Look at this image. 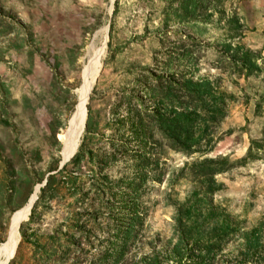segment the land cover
I'll return each instance as SVG.
<instances>
[{"label": "rangeland", "instance_id": "obj_1", "mask_svg": "<svg viewBox=\"0 0 264 264\" xmlns=\"http://www.w3.org/2000/svg\"><path fill=\"white\" fill-rule=\"evenodd\" d=\"M235 33L242 37L231 40ZM185 38L200 42L197 60H174L165 70L170 53L190 50ZM228 43L254 53L259 73L233 84L213 69V51ZM103 46L68 162L81 160L54 175L84 70ZM173 73L235 98L221 140L204 157L159 141L151 89ZM263 133L264 0H0V248L13 215L40 187L8 264H197L194 238L223 225L237 232L209 263L238 264L244 233L254 230L264 243V158L216 175L214 192L189 168L205 158L240 160ZM190 205L201 219L214 215L176 222ZM206 244L201 256L214 247Z\"/></svg>", "mask_w": 264, "mask_h": 264}, {"label": "trees", "instance_id": "obj_2", "mask_svg": "<svg viewBox=\"0 0 264 264\" xmlns=\"http://www.w3.org/2000/svg\"><path fill=\"white\" fill-rule=\"evenodd\" d=\"M235 21L234 15L227 20L228 25ZM241 33H235L231 40L240 39ZM189 42L190 50L170 53L168 59L163 66L165 70L174 60L196 61L195 54L200 52V42L196 39L185 38L182 43ZM256 55L249 50H232L228 43L223 45L221 49L213 51V59L211 66L218 70L221 74L233 82V77L238 79H248L253 74H258L259 70L253 65ZM184 62V61H183ZM184 76L176 75H160L155 85L152 87L154 97L159 98V113H152V118L158 127L159 141L174 153H181L187 157L198 155L204 157L208 155L214 148L215 144L221 140L222 135H217V131L221 122L227 117L228 106L235 101V98L225 92H218L214 87L193 82L191 79H183ZM259 108V105H257ZM264 158V133L261 140L251 139L245 156L235 162H231L227 158H205L194 163L189 172L195 177L205 180L208 183V191L214 192V180L216 175L225 173L234 168L246 165L249 162ZM81 160L80 154L68 162L56 174H66V167L69 164H76ZM49 176L46 179L45 188L48 187L54 178ZM67 178L70 176L67 174ZM66 179V176H63ZM41 189V192L45 191ZM208 193V192H207ZM196 200V199H195ZM196 201H200L197 199ZM195 201V202H196ZM192 205L185 208L184 211H178V219L176 222L182 224L183 220L192 225L198 222H204L214 213H209L203 219L194 211ZM217 216V215H216ZM195 220V221H193ZM236 230L226 225L220 227L218 231L213 230L212 236L208 239L201 238L196 235L192 242V247L197 248L198 262L197 264H210L216 252V248L221 244H225L235 236ZM243 251L238 264H264V243H260V236L256 231H250L243 234ZM211 244L214 247H208L203 256L202 246ZM194 251L193 248L189 250ZM189 251H185V254ZM191 257V255H189Z\"/></svg>", "mask_w": 264, "mask_h": 264}, {"label": "bare ground", "instance_id": "obj_3", "mask_svg": "<svg viewBox=\"0 0 264 264\" xmlns=\"http://www.w3.org/2000/svg\"><path fill=\"white\" fill-rule=\"evenodd\" d=\"M105 48L104 46L99 50H94L91 57L92 67L88 66L84 70L83 83L78 92V107L73 114L71 119L70 129L59 137L64 141V159H68L79 146L81 136L85 128V121L87 117V101L90 96L91 90L94 86V81L101 70L100 59L103 57ZM38 189L35 188L34 193L31 195L27 204L17 211L11 220L9 229V239L0 248V264H8L16 255V251L19 245V229L22 222L26 221L33 208L35 201L37 200Z\"/></svg>", "mask_w": 264, "mask_h": 264}, {"label": "water", "instance_id": "obj_4", "mask_svg": "<svg viewBox=\"0 0 264 264\" xmlns=\"http://www.w3.org/2000/svg\"><path fill=\"white\" fill-rule=\"evenodd\" d=\"M92 91V90H91ZM89 102V97H88V101H87V103ZM73 117V116H72ZM72 117H71V119H72ZM87 118V117H86ZM71 119H70V121H69V125H68V129H67V131L70 129V126H71ZM66 131V132H67ZM64 148H65V145H64ZM64 148H63V151H64ZM62 156H63V152H62ZM73 156V155H72ZM71 156V157H72ZM70 157V158H71ZM70 158H68V159H64L63 158V161L61 162V164H60V166H59V169L58 170H61L64 166H65V164L69 161V159ZM44 185L46 184V181H44V183H43ZM40 187H37V189H39Z\"/></svg>", "mask_w": 264, "mask_h": 264}]
</instances>
